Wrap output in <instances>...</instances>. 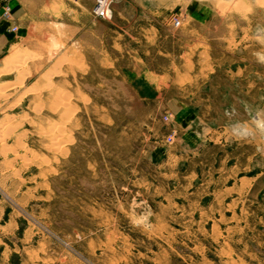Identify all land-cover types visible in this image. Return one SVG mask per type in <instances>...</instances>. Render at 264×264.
Here are the masks:
<instances>
[{
	"label": "rangeland",
	"instance_id": "obj_1",
	"mask_svg": "<svg viewBox=\"0 0 264 264\" xmlns=\"http://www.w3.org/2000/svg\"><path fill=\"white\" fill-rule=\"evenodd\" d=\"M112 14L67 0L11 28L0 264H264V140L238 131L229 78L260 45L264 112V0H116Z\"/></svg>",
	"mask_w": 264,
	"mask_h": 264
},
{
	"label": "crops",
	"instance_id": "obj_2",
	"mask_svg": "<svg viewBox=\"0 0 264 264\" xmlns=\"http://www.w3.org/2000/svg\"><path fill=\"white\" fill-rule=\"evenodd\" d=\"M67 0H0V67H2L1 62L4 59L5 51L9 50L14 44H18L21 42V38H16L17 33H21L24 27L30 24V21L37 18L36 13L46 10L47 5H61V3L66 4ZM123 0H118V2ZM81 8L89 12L90 17L92 16L97 21H103L110 18H100L96 17L93 12L92 8L94 6L95 0H79ZM8 5V6H7ZM71 7L63 8V13L70 12ZM7 10L10 12L8 16H6ZM17 26L18 31L15 33L12 31V27ZM253 37L259 39V44H263L264 42V26L258 25L253 31ZM251 47L249 60L247 62V58L241 57L237 63V66L234 67V62L229 63V78L230 82L234 85H243L238 86L236 89L235 87L232 90H237L238 99L240 101V107L243 111L248 115V119L241 121L238 127V131H247L242 127L250 126L254 128V134L258 137L260 136L261 141L264 140V112L261 109V102L257 104V93L259 99L262 98V65H263V50L260 48V45H256ZM259 46V47H258ZM243 58V59H242ZM227 61L223 60V67L225 68ZM213 65V71L208 70V77L207 82H209V74L214 73L216 66ZM248 65V67H247ZM11 66H6L4 71L0 72L1 75H11L12 72H16L14 69H9ZM8 70H10L8 72ZM247 92H249L250 96H254L255 101L252 103L251 101H247ZM234 110V108H233ZM228 113L231 114L230 110ZM257 130L258 134L257 135ZM206 135L204 133L199 134V137Z\"/></svg>",
	"mask_w": 264,
	"mask_h": 264
},
{
	"label": "built area",
	"instance_id": "obj_3",
	"mask_svg": "<svg viewBox=\"0 0 264 264\" xmlns=\"http://www.w3.org/2000/svg\"><path fill=\"white\" fill-rule=\"evenodd\" d=\"M116 0H95L92 12L96 17L110 18L112 16V5ZM175 23L178 25L179 20Z\"/></svg>",
	"mask_w": 264,
	"mask_h": 264
},
{
	"label": "bare ground",
	"instance_id": "obj_4",
	"mask_svg": "<svg viewBox=\"0 0 264 264\" xmlns=\"http://www.w3.org/2000/svg\"><path fill=\"white\" fill-rule=\"evenodd\" d=\"M236 2H238V1H236ZM242 2V1H241ZM243 4V3H242ZM241 5V4H240ZM239 5V6H240ZM238 6V5H237ZM239 8H241V7H239ZM19 54V53H18ZM18 54H15V55H18ZM19 61H20V63L19 64H16V66H18V65H20L21 64V62L24 60V58H26V56H24V55H22V54H19ZM15 59V58H14ZM11 60V59H10ZM6 62V61H5ZM17 63V62H16ZM9 64V63H8ZM10 64H11V62H10ZM14 67H15V65H14ZM20 67V66H19ZM9 69H11V68H9ZM9 72V71H8ZM14 84V83H13ZM16 85V84H15ZM17 86V85H16ZM0 87H2V86H0ZM10 87V86H9ZM9 87H7V88H9ZM6 88V87H5ZM12 89H13V86L11 87ZM0 91H1V88H0ZM3 91V90H2ZM3 95H5V94H3ZM8 95V94H7ZM2 97V96H1ZM6 97V96H5ZM4 96H3V98H5Z\"/></svg>",
	"mask_w": 264,
	"mask_h": 264
}]
</instances>
